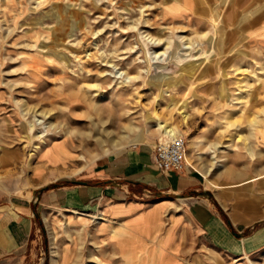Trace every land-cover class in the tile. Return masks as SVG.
Masks as SVG:
<instances>
[{"label":"rangeland","instance_id":"374dc122","mask_svg":"<svg viewBox=\"0 0 264 264\" xmlns=\"http://www.w3.org/2000/svg\"><path fill=\"white\" fill-rule=\"evenodd\" d=\"M263 6L264 0H0V211L19 198L33 201L46 187L85 181L98 160L137 147L132 141L152 149L162 138L148 133L155 115L182 126L185 111L187 165L203 175L202 191L231 215L237 207L262 212L242 220L264 225V20L256 22ZM153 37L172 43L161 62ZM187 38L197 42L190 51ZM88 54L100 58L91 68ZM187 65L197 73L185 74ZM126 70L141 77L122 85L114 77ZM163 76L170 79L159 81ZM254 117L258 125L250 124ZM136 127L146 132L141 142ZM212 143L222 144L210 150ZM62 150L67 159L58 160ZM215 156L226 160L224 169L206 177ZM183 209L137 216L109 206L80 214L51 206L37 213L42 229L31 254L8 261L5 255L0 264L264 262V249L236 260L201 250L185 234ZM92 214L105 221L85 216Z\"/></svg>","mask_w":264,"mask_h":264},{"label":"crops","instance_id":"0c3cea01","mask_svg":"<svg viewBox=\"0 0 264 264\" xmlns=\"http://www.w3.org/2000/svg\"><path fill=\"white\" fill-rule=\"evenodd\" d=\"M203 178L197 170L183 174L158 171L153 167L152 149L145 144L100 159L85 181L46 187L35 193V201L19 198L7 206L8 210L0 211V257L9 256L7 261L28 257L32 252L33 237H38L42 229L37 213L51 206L77 212L97 211L109 206L114 211L129 210L139 216L154 208L162 214L184 205L178 218L188 223L185 234H191L201 250L204 247L232 260L263 250L264 225L254 227L256 222L242 220L262 212L253 215L246 206L243 209L234 206L236 214L231 215L222 204L218 208L211 194L202 191ZM206 192L209 196L204 194ZM140 205L147 208H138ZM221 209L229 217L232 229L223 219ZM178 243L179 238H175L172 247L175 249Z\"/></svg>","mask_w":264,"mask_h":264},{"label":"bare ground","instance_id":"6f19581e","mask_svg":"<svg viewBox=\"0 0 264 264\" xmlns=\"http://www.w3.org/2000/svg\"><path fill=\"white\" fill-rule=\"evenodd\" d=\"M263 9H264V6H263ZM262 20H264V13L261 15V17H259L256 20V22L258 23V22H261ZM204 36H205V39L208 40V42H210V43L212 42L211 41L212 39L210 38L209 34H206ZM158 39H159V37H158ZM154 40H155V38H154ZM154 40H152V41H154ZM150 43H152V42H150ZM196 43L197 42H195L193 39L187 38V41L184 44L187 45L188 47L185 50L186 51H190L191 49H194V45ZM171 44L172 43L170 41H168V42H164L163 40H155L154 41L153 45L158 48V50L156 52H154V53H156V57L155 58H158L160 60L159 62H161L162 58L167 54V51L169 50ZM178 47H180V45ZM88 56H89V64H87L88 65L87 68H91V67L94 66L92 64L91 60H95V59L98 60L100 58L96 57V55H94V54H88ZM182 59H181V61H182ZM188 59H189V57H188ZM197 70H198V67L196 65H187L186 67L183 68V72L185 74H187V75H191V74L194 75V74L197 73ZM111 73L113 74L114 71L112 70ZM104 74H105L104 77H111V74H108V72H105ZM140 77H141V71L140 70H138V72H137L136 75H130L128 73V71L126 70V72H122V73L120 72L118 75H115L114 78L115 79H118V80H122V82L120 84H122V85H128L129 83H131L134 80L139 79ZM104 79H106V78H104ZM169 79L170 78H167L166 76H163V77L159 78L158 80L159 81L162 80L164 82V81L169 80ZM121 89H123V88H121ZM48 113L49 112H46L44 114L47 115ZM181 115H182V119H183L182 120V126H181V124H179L176 121H174V119L171 116L167 117L165 120H162L159 116L155 115L154 120H156V123L157 124L153 127L154 129L152 131H149L148 133L157 132L158 134H161L162 137H173V138L174 137H177V136L184 137L183 127L188 124V121H189V117L190 116L185 111H182L181 112ZM258 123H259V121L256 119V117L252 118L251 121H250V124L251 125H256V124L258 125ZM128 128H131V127L128 126ZM26 130H27V128H26ZM127 130H129V129H127ZM131 130H132V128H131ZM133 132L136 133V135L138 137V140L140 142L143 140V138H144V136L146 134V132H144L143 130H141L139 128L135 129ZM106 135L107 136L108 135L110 136V134H106ZM127 137H128L127 135L124 136V138H127ZM236 139L238 141H240V140H243L244 138L238 134V136H237ZM96 142H97L98 145H101L102 144V142L99 141V140H96ZM221 144L222 143H212L209 146V149L210 150H216L217 147H219ZM138 145H139L138 143H134V141H132V145L131 146H138ZM117 146L118 145H115L114 147H117ZM245 148L248 150V152L250 153V155H252L254 157V154L252 153V151L250 150V148L248 146H246ZM59 149H65V145H62ZM59 149H57V151ZM215 153H217V152H215ZM106 155H109V150H106ZM57 158H58V160L67 159V153L65 152V150H62V151L57 152ZM225 161L226 160L219 158V156L213 157L212 158V162L210 164V168H208L207 171H206V174H205L206 177H212L215 173H217L218 171H221L222 169H224V166H222L221 163H223ZM186 163H187V153H186ZM83 171H84V169L79 170L78 174L82 173ZM73 212L75 214L77 211H73ZM77 213H79V212H77ZM81 215H84V214H81ZM85 216L88 217V218H90V219H92V220H98V219L99 220H103V218H104V217L103 218L102 217L99 218V216L98 215H95V214L85 215ZM153 216L154 217H152V218H156L157 217V213L153 214ZM103 221H105V219ZM250 264H253V263L250 262ZM262 264H264V262Z\"/></svg>","mask_w":264,"mask_h":264},{"label":"built area","instance_id":"2783aa9c","mask_svg":"<svg viewBox=\"0 0 264 264\" xmlns=\"http://www.w3.org/2000/svg\"><path fill=\"white\" fill-rule=\"evenodd\" d=\"M187 142L184 137H162L155 142L153 167L162 173H190L186 163Z\"/></svg>","mask_w":264,"mask_h":264},{"label":"water","instance_id":"95a60500","mask_svg":"<svg viewBox=\"0 0 264 264\" xmlns=\"http://www.w3.org/2000/svg\"><path fill=\"white\" fill-rule=\"evenodd\" d=\"M206 196H209V193L208 192H206V193H204Z\"/></svg>","mask_w":264,"mask_h":264}]
</instances>
